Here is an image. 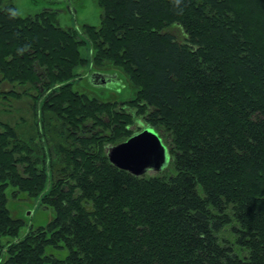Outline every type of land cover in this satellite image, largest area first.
Instances as JSON below:
<instances>
[{"label": "trees", "instance_id": "1", "mask_svg": "<svg viewBox=\"0 0 264 264\" xmlns=\"http://www.w3.org/2000/svg\"><path fill=\"white\" fill-rule=\"evenodd\" d=\"M11 1L0 0V86L33 100L37 127L0 121L5 264H264V0H97L101 24L82 30L51 8L21 17ZM90 64L125 71L135 98L76 91ZM140 118L171 161L136 177L107 146ZM21 194L54 214L25 237L8 208Z\"/></svg>", "mask_w": 264, "mask_h": 264}, {"label": "rangeland", "instance_id": "2", "mask_svg": "<svg viewBox=\"0 0 264 264\" xmlns=\"http://www.w3.org/2000/svg\"><path fill=\"white\" fill-rule=\"evenodd\" d=\"M60 1L61 0H12L11 2L14 4L18 15L21 17L35 16L42 13L45 8L55 9L59 14V24L64 28L82 30L86 24L92 26H99L101 24L102 9L97 0ZM174 33L177 34V37L180 40L184 38L181 31L175 29ZM81 51L84 57H90L91 48L89 46L83 47ZM78 72L79 77L83 76L82 78H85L78 81L74 88L76 91L84 93L89 97L99 98L103 101H129L136 96L137 89L135 88V85L131 81L128 74L125 73V71L123 72L122 69H116L115 67H104L102 69H98V67L90 64L80 69ZM96 72L109 76L110 82L106 85L94 84L92 80H90L89 75ZM0 88L5 93H3L4 98H0V121L3 123H9L14 127L17 126L18 132L24 136L29 134L33 135V129H35V126L37 127L36 117L33 114V100L29 98L19 99L12 96L11 91H22V88L19 86L13 87L8 84H3ZM41 105L43 106V104ZM41 105L38 104L40 107ZM147 127L152 126L148 124L144 118H140L136 121L135 125L129 129L134 131L133 135H135ZM38 133L39 137H41V139H39L40 145L45 147L43 149L46 154H44V157L41 158V160H44L41 168H49L55 162L53 154H55L56 151L53 144L49 142L46 131L43 127L40 130L37 129V131H35L36 136ZM160 133L158 132V134ZM163 142L165 143L164 140ZM114 146L116 145L108 144L107 150L109 151V149ZM147 174L153 175L156 173L150 171ZM8 208L15 217L21 218L25 222V225L20 231L19 237H25L24 235H26L30 230H35L38 227L45 226L54 216L53 211L40 203L39 199H31L22 194L19 195V198L16 200L11 197ZM19 237H17L15 241L19 242L21 240L18 239ZM0 264H5L4 258L2 257H0Z\"/></svg>", "mask_w": 264, "mask_h": 264}, {"label": "water", "instance_id": "3", "mask_svg": "<svg viewBox=\"0 0 264 264\" xmlns=\"http://www.w3.org/2000/svg\"><path fill=\"white\" fill-rule=\"evenodd\" d=\"M89 78L96 85L110 82L109 76L97 72L92 73ZM108 157L113 166L136 177H142L150 171L162 172L171 161L169 148L153 127H147L127 141L112 147L108 151Z\"/></svg>", "mask_w": 264, "mask_h": 264}, {"label": "crops", "instance_id": "4", "mask_svg": "<svg viewBox=\"0 0 264 264\" xmlns=\"http://www.w3.org/2000/svg\"><path fill=\"white\" fill-rule=\"evenodd\" d=\"M64 1H69V0H61V2H64Z\"/></svg>", "mask_w": 264, "mask_h": 264}, {"label": "bare ground", "instance_id": "5", "mask_svg": "<svg viewBox=\"0 0 264 264\" xmlns=\"http://www.w3.org/2000/svg\"><path fill=\"white\" fill-rule=\"evenodd\" d=\"M90 76V75H89ZM114 78V77H113Z\"/></svg>", "mask_w": 264, "mask_h": 264}]
</instances>
